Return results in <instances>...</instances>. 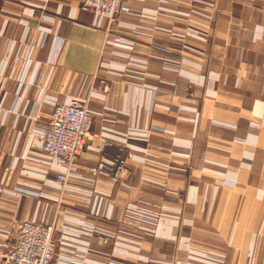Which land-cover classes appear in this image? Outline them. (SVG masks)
I'll list each match as a JSON object with an SVG mask.
<instances>
[{
  "label": "crops",
  "instance_id": "obj_1",
  "mask_svg": "<svg viewBox=\"0 0 264 264\" xmlns=\"http://www.w3.org/2000/svg\"><path fill=\"white\" fill-rule=\"evenodd\" d=\"M214 1L210 26L190 23L205 39L168 14L154 18L155 0L133 5L143 24L122 30L153 53L142 80L123 73L103 21L79 0H0V202L11 209L0 218L55 222L64 264H264V0ZM165 58L184 59V74ZM76 97L95 115L76 188L62 191L38 132L52 102ZM159 148L184 161L166 178L143 169L146 155L170 159ZM101 157L124 160L128 174L87 181ZM141 191L163 197L154 228L126 211Z\"/></svg>",
  "mask_w": 264,
  "mask_h": 264
},
{
  "label": "built area",
  "instance_id": "obj_2",
  "mask_svg": "<svg viewBox=\"0 0 264 264\" xmlns=\"http://www.w3.org/2000/svg\"><path fill=\"white\" fill-rule=\"evenodd\" d=\"M79 2L84 8L92 10L98 20L103 21L106 39L113 43L112 53L116 59L120 60L118 63L122 64L123 73L128 75H131V72L140 73L141 75L135 76L143 80L147 74L148 58L153 56V53L138 50L135 42L130 38L133 34L122 30V27L137 28L143 24V14L133 10V5L141 0H79ZM155 2L157 9L153 15L154 18L158 14H168L177 23L186 24L189 35L205 39L201 37V31L191 27L189 22L210 26L212 23L210 12H213L216 7L214 0H155ZM152 28H159V26L153 22ZM168 31L171 34L170 38L180 41L184 48L196 52L202 51L185 35L176 33L174 30ZM122 50L125 53H122ZM143 53L145 57L137 58V54ZM183 60L165 58L163 66L184 74ZM94 115V110L89 106V98L76 97L60 103L55 101L51 104V112L45 126L39 129L40 151L38 154L44 160L61 166L54 182L62 191L76 188L72 185L71 178L77 161L82 157V151L90 138V124ZM142 133L148 137L150 130ZM105 145V143L102 144L100 150H103ZM159 149L166 151L170 159L146 155L142 157L143 169L166 178L171 170L179 168L184 161L175 158L179 154L177 151ZM132 156L131 153L130 157ZM124 164L122 159L101 157L89 168L91 176L89 180L83 176H78L77 179L79 182L87 180L92 181L91 183L98 179H108L116 183L122 176L128 174ZM143 180L166 185L148 175H145ZM21 188L28 190L24 186ZM95 194L96 198H102L99 194ZM3 197L9 200L7 193ZM103 198L107 199L105 196ZM163 207L162 196L141 191L139 203H129L126 211L129 213L130 220L131 214L139 216L137 224L140 227L154 228L161 218L160 211ZM5 211L11 212V209L0 202V214ZM56 231L55 222L39 221L35 218L22 221H17L15 217L13 220L0 218V233L6 236L0 245V264H64L62 257L58 255V247L55 243Z\"/></svg>",
  "mask_w": 264,
  "mask_h": 264
},
{
  "label": "rangeland",
  "instance_id": "obj_3",
  "mask_svg": "<svg viewBox=\"0 0 264 264\" xmlns=\"http://www.w3.org/2000/svg\"><path fill=\"white\" fill-rule=\"evenodd\" d=\"M25 1H26V0H25ZM26 4H28V5L30 4L29 6H33V3H31L30 1H27ZM31 4H32V5H31ZM191 22H192V21L189 22V25H190ZM189 257H191V258H189ZM189 257H188V258H189V259H188V263H192L193 261H192L191 259L194 258V257H196V256L194 255V252L191 251V253L189 254Z\"/></svg>",
  "mask_w": 264,
  "mask_h": 264
}]
</instances>
